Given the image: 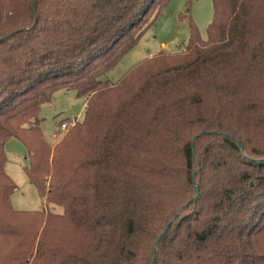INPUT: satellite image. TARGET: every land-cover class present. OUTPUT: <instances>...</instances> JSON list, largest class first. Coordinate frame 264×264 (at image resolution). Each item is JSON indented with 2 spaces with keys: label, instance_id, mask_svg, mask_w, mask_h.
<instances>
[{
  "label": "trees",
  "instance_id": "trees-1",
  "mask_svg": "<svg viewBox=\"0 0 264 264\" xmlns=\"http://www.w3.org/2000/svg\"><path fill=\"white\" fill-rule=\"evenodd\" d=\"M169 2L0 0V264H264V0L104 80ZM60 89L84 117L51 147ZM11 138L44 209L12 206Z\"/></svg>",
  "mask_w": 264,
  "mask_h": 264
},
{
  "label": "rangeland",
  "instance_id": "rangeland-1",
  "mask_svg": "<svg viewBox=\"0 0 264 264\" xmlns=\"http://www.w3.org/2000/svg\"><path fill=\"white\" fill-rule=\"evenodd\" d=\"M212 0H170L168 7L156 17L139 42L119 63L103 78L112 83L140 61L152 57L160 51L176 52L184 50L190 35L191 21L197 26L201 36L208 37V26L213 19ZM86 98L77 95L73 89L56 90L52 100L42 106L40 113L41 128L48 144L53 147L61 138L62 122L73 119L82 121ZM8 161L7 174L16 184L11 197L16 210L35 211L46 208V202L38 194L37 188L30 181L25 166L28 165L27 150L17 138H11L6 144ZM61 213V207H54Z\"/></svg>",
  "mask_w": 264,
  "mask_h": 264
},
{
  "label": "water",
  "instance_id": "water-1",
  "mask_svg": "<svg viewBox=\"0 0 264 264\" xmlns=\"http://www.w3.org/2000/svg\"><path fill=\"white\" fill-rule=\"evenodd\" d=\"M240 145H241V147L243 148L242 144H240ZM196 192H197V195H198V194H199V187H198V186H196ZM171 225H172V223L170 222V223L165 227V229L163 230V232H162L161 235L159 236L157 243L160 242V240L162 239V237L164 236V234L170 229ZM153 264H155V261L153 262Z\"/></svg>",
  "mask_w": 264,
  "mask_h": 264
},
{
  "label": "built area",
  "instance_id": "built-area-1",
  "mask_svg": "<svg viewBox=\"0 0 264 264\" xmlns=\"http://www.w3.org/2000/svg\"><path fill=\"white\" fill-rule=\"evenodd\" d=\"M77 121H78L77 119L71 120V125H74ZM68 127H69V124H67V123H62L61 124V128H62L63 131L66 130Z\"/></svg>",
  "mask_w": 264,
  "mask_h": 264
}]
</instances>
